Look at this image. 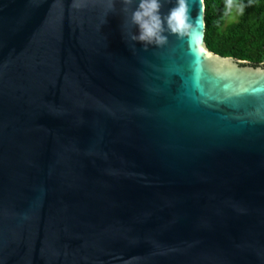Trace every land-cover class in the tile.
Here are the masks:
<instances>
[{
	"label": "water",
	"instance_id": "95a60500",
	"mask_svg": "<svg viewBox=\"0 0 264 264\" xmlns=\"http://www.w3.org/2000/svg\"><path fill=\"white\" fill-rule=\"evenodd\" d=\"M187 3L156 46L123 0H0V264H264V64Z\"/></svg>",
	"mask_w": 264,
	"mask_h": 264
},
{
	"label": "trees",
	"instance_id": "16d2710c",
	"mask_svg": "<svg viewBox=\"0 0 264 264\" xmlns=\"http://www.w3.org/2000/svg\"><path fill=\"white\" fill-rule=\"evenodd\" d=\"M205 1V43L215 54L264 64V0H238L243 12H229L226 0Z\"/></svg>",
	"mask_w": 264,
	"mask_h": 264
},
{
	"label": "clouds",
	"instance_id": "9594fccd",
	"mask_svg": "<svg viewBox=\"0 0 264 264\" xmlns=\"http://www.w3.org/2000/svg\"><path fill=\"white\" fill-rule=\"evenodd\" d=\"M123 3L124 11L130 14V23L138 30V34L133 36L138 42L162 46L167 43L165 24L168 32L181 38L190 27L187 0H176L175 6L166 16L161 14V0H123ZM133 4L136 5L134 8ZM226 6L229 12L234 9L243 12L238 0H226Z\"/></svg>",
	"mask_w": 264,
	"mask_h": 264
}]
</instances>
